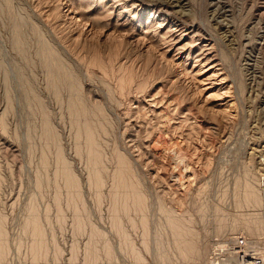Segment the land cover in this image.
Returning <instances> with one entry per match:
<instances>
[{"label":"rangeland","instance_id":"rangeland-1","mask_svg":"<svg viewBox=\"0 0 264 264\" xmlns=\"http://www.w3.org/2000/svg\"><path fill=\"white\" fill-rule=\"evenodd\" d=\"M73 98L86 115L72 112ZM83 120L99 157L92 170ZM47 122L56 141L45 139ZM58 148L76 197L55 174ZM119 168L142 209L113 212ZM244 181L260 205L237 206ZM172 213L190 222L201 259L173 248ZM2 216L0 264H140L127 240L144 264H213L225 243L244 252L237 264L264 260V0H0Z\"/></svg>","mask_w":264,"mask_h":264},{"label":"bare ground","instance_id":"bare-ground-1","mask_svg":"<svg viewBox=\"0 0 264 264\" xmlns=\"http://www.w3.org/2000/svg\"><path fill=\"white\" fill-rule=\"evenodd\" d=\"M59 70V71H58ZM58 71V72H57ZM62 71V70H61ZM56 73H57V76L59 77V76H61V72H60V68L58 69L57 68V70H56ZM68 75L69 74H66L65 72H63L62 73V78L61 79H69V78H67L68 77ZM70 77V76H69ZM72 78V77H71ZM70 78V79H71ZM58 79H60V78H58ZM73 80V79H72ZM67 81H69V80H67ZM72 82V81H71ZM69 86H70V84H69ZM72 89V88H71ZM70 89V90H71ZM77 89V88H76ZM72 92V91H71ZM79 94V93H78ZM81 96V95H80ZM73 97V96H72ZM72 97H70V98H72ZM82 99V98H81ZM82 101H83V99H82ZM79 98H73L72 99V101H70L69 100V102H70V104H69V107H70V109L72 110V112H75L76 113V117L78 116V115H84L85 113H86V107H85V105H84V102H82ZM96 110H98V109H96ZM100 111V110H99ZM102 111V110H101ZM3 112H4V110H3ZM71 112V111H70ZM95 112V111H94ZM89 113V112H88ZM4 114V113H3ZM86 115V114H85ZM2 117H1V120H2V118H3V115H1ZM79 117V116H78ZM81 117V116H80ZM79 117V118H80ZM82 117H85V116H82ZM4 120V119H3ZM2 120V121H3ZM2 121H1V127L2 128H4L3 126L5 125V124H3L2 123ZM4 123H5V121H4ZM48 123V122H47ZM47 123H44V135H45V139L46 140H48V139H51V140H57V137H55V135H54V133L52 134V131L53 130H51L52 129V127L50 128L49 127V123L47 124ZM94 130V129H93ZM96 132V131H95ZM81 133H84L85 134V141H86V148H85V151H86V157L88 158H86L87 160H88V163H89V166H90V168H91V170H92V167L94 168V166L93 165H95L96 164V162H97V158H99V157H97L98 156V152H97V150L95 149V146H94V144H93V142H94V138H93V131H92V127H91V125H90V123H89V121L88 120H83V122L81 123V125H80V128L78 129V131H77V136H79ZM80 137V136H79ZM77 148V147H76ZM59 149V148H58ZM57 149V153H56V159H57V161H58V163H56V164H59V162H60V164H62L61 165V168L59 167L58 168V170H56L55 171V174H56V176H58V175H60V177L62 176V182L65 184V187H68V188H74V190L76 191V194H74L75 195V197H76V195H78V193H81V192H79L78 191V193H77V190L79 189V184H78V179H77V177H76V175H75V173L74 172H72L71 171V169H70V166L69 165H71V164H68V162L65 160V158L62 156V153H61V151H60V149L58 150ZM78 149H80V147H78ZM56 150V149H55ZM79 151V150H78ZM77 151V152H78ZM81 151V150H80ZM79 153V152H78ZM85 153V152H84ZM117 157H119V159H118V164H120L119 166H122L121 164H124L125 163V159H123L124 157H122V156H117ZM56 161V162H57ZM87 162V161H86ZM87 163V164H88ZM60 164H59V166H60ZM96 166V165H95ZM88 171H89V169H88ZM92 172V171H91ZM89 173V178H91L92 176H91V173H90V171L88 172ZM95 173H96V171H95ZM99 173V172H98ZM87 177V176H86ZM94 177H101V175L100 174H94ZM125 177V178H124ZM129 177H126V174H125V172L122 170V168H119L117 171H116V173H115V179L117 180V183L115 184L116 186V192L113 194V197H114V199H113V205H112V208H114V209H112L113 210V212L115 211L116 212V210H127L128 211V209H130V208H133V206L135 207V203L137 204L136 205V207H138L139 209H142L143 208V206H142V203H143V201H142V196H141V193L139 192V190L137 191V189L134 187L135 186V184H133L134 182H133V180L131 179V177L128 179ZM101 179V178H100ZM134 179V178H133ZM119 180V181H118ZM121 180H123V184L121 183ZM60 181V180H59ZM90 181H91V179H90ZM89 181V182H90ZM158 181V180H157ZM61 182V183H62ZM244 183V187H243V185H242V187L244 188V190H243V192L240 194L241 195V197H238L237 198V200H236V204H237V206H242V205H248V206H258V205H260V203L262 202V197L263 196H261L259 193H258V191H257V189L254 187V185H252L251 184V182H248V181H244L243 182ZM91 184V183H90ZM91 186V185H90ZM257 187V186H256ZM63 188V187H62ZM78 188V189H77ZM118 188H120V190H118V191H120V193L117 191V189ZM57 190V189H56ZM75 191H74V193H75ZM69 192V194H70V191H68ZM120 194H118V193ZM122 192V193H121ZM116 194V195H115ZM81 195V194H80ZM115 195V196H114ZM58 197V196H57ZM72 197H73V194L71 195V197L69 198V200H68V203L69 202H72L73 201V203H74V205H72L73 206V208H75V210H76V208L77 209H79L78 208V205L80 206V208L82 209V211L84 210V203H83V200L81 199L80 200V202L79 203H75V201H74V199H72ZM77 197H79V196H77ZM112 197V198H113ZM237 197V196H236ZM81 198V197H80ZM179 198V197H178ZM56 199H58V198H56ZM77 199H79V198H77ZM71 200V201H70ZM78 201V200H77ZM58 203V202H57ZM71 204V203H70ZM77 204V205H76ZM112 204V203H111ZM68 205V204H67ZM33 207V206H32ZM135 207V208H136ZM32 209V208H31ZM34 210H35V208H34ZM33 210V211H34ZM111 210V211H112ZM77 211V210H76ZM80 211V210H79ZM78 211V212H79ZM81 211V212H82ZM77 212V213H78ZM171 212V211H170ZM76 213V212H75ZM171 214V213H170ZM140 215H141V213H140ZM243 215V214H242ZM242 215H241V217H242ZM76 217L77 216H81V215H75ZM251 216H254V215H251ZM75 217V220L77 221V223H79V221H81V223H79V224H77L76 223V221H75V223H76V225H78V227L80 226V224H83V221L85 222V219H83V217H82V220H78V219H80L79 217L78 218H76ZM180 217V216H179ZM186 218V217H185ZM243 218V217H242ZM241 218V219H242ZM0 219H2V220H4V217L2 216V217H0ZM38 216H37V214H36V212L34 211L33 213H32V215H31V217L29 218V221H28V226H30V230L32 231V233H33V235H34V237H35V246L36 247H40V245H41V243H42V241H41V229H40V226H39V222H38ZM116 219H117V217H116ZM115 219V226L116 227H118V228H121L120 227V220H116ZM141 220L139 221V222H141V225L145 228L146 227V218L143 216V214L141 215V218H140ZM252 219V218H251ZM257 219H258V217H257ZM166 220H167V225H168V229L170 230V236H171V238H172V240H170L171 242H172V244H173V248H175V250L177 251V253L180 255V257L181 258H186V259H195V260H199V259H201L202 258V256L204 255V246L203 245H198L197 243H195L194 244V240H192V238H194L193 237V234L191 233V230H189L190 229V226H187V224L188 223H190V222H188L187 224H185L184 222H187V219L184 221V218H183V221L184 222H182V221H178L176 218L174 219V216H173V213H172V215H170V216H168V218H166ZM189 220V219H188ZM255 220V218L253 217V221ZM232 221H234V220H232ZM255 221H257V220H255ZM254 221V223L256 224V222ZM0 222H2L1 220H0ZM243 222H244V226H245V228H247L248 230H250V231H255L258 227V222H257V224L255 225V224H253L252 223V220H250V219H248V217H244L243 218ZM221 223V222H220ZM224 222H222V224H223ZM218 225H219V223H218ZM223 226V225H222ZM230 226V225H229ZM234 226V225H233ZM188 227V228H187ZM143 228V229H144ZM167 228V227H166ZM80 229V228H79ZM2 231H1V233H4L3 232V229H1ZM142 231H144V230H142ZM223 230H220V232H222ZM145 233H146V231H144ZM143 232V233H144ZM169 232V231H168ZM194 232V231H193ZM217 232H219V229H218V231ZM219 234V233H218ZM143 235H145V234H143ZM145 238V237H144ZM170 238V239H171ZM197 238V237H196ZM231 238H235L234 236L233 237H231ZM143 240V239H142ZM231 241H234V240H231ZM234 243H235V241H234ZM236 244V243H235ZM234 244V245H235ZM147 245L148 244H146V239L143 241V247H144V249H146L147 248ZM108 246H109V244H108ZM107 246V254L109 255V252H108V250H110V246L108 247ZM221 246V245H220ZM215 247V246H214ZM227 247H228V249H227ZM124 248L125 249H127V251L128 252H131V254H132V256H133V259H135L136 257H138L139 259H140V264H144V261H143V259H142V257H141V255H140V251L137 249V248H135L133 245H132V242H130L129 240H127V243L124 245ZM216 248H218V249H220L219 251L217 250V251H214V252H212V254L213 255H211V256H214V258L211 260V263L214 261V263L215 264H231V262L233 261V262H235V264H237V258H238V260L241 258V257H243L242 255H243V251L241 250V251H239V250H235L234 249V247H231V246H229V244H224V246L222 247V249L221 248H219L218 246L217 247H215L214 248V250L216 249ZM239 248V247H238ZM228 251H227V250ZM227 251V253H226V251ZM3 251H4V247H3V245H1V254L3 253ZM33 251H35V250H33ZM223 252V253H222ZM241 253V256H237V257H234L236 254H238V253ZM35 254V253H34ZM33 254V255H34ZM110 254H111V252H110ZM215 254L217 255V256H215ZM251 255V254H250ZM224 256V257H223ZM225 256H230V257H225ZM246 256V255H245ZM244 256V257H245ZM35 257V256H34ZM33 257V258H34ZM248 258H252L251 256L250 257H248ZM253 258H255V259H252L251 261H252V263H249V262H247L246 264H264V260L261 258V257H253ZM224 259H227L228 261H225V262H223L222 260H224ZM221 262H223V263H221ZM182 263V262H181ZM213 263V264H214ZM241 264H245L244 262H242Z\"/></svg>","mask_w":264,"mask_h":264}]
</instances>
